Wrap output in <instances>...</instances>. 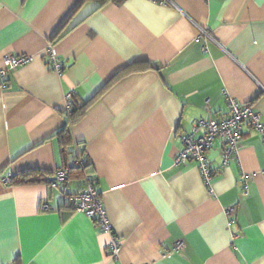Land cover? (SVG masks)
I'll return each mask as SVG.
<instances>
[{"label":"crops","instance_id":"crops-1","mask_svg":"<svg viewBox=\"0 0 264 264\" xmlns=\"http://www.w3.org/2000/svg\"><path fill=\"white\" fill-rule=\"evenodd\" d=\"M174 2L0 0V73L6 55L30 58L0 76V264H264L261 134L244 124L226 166L216 139L212 192L195 162L175 164L182 134L229 116L228 96L264 119V0ZM200 27L214 40L197 41ZM79 159L121 242L115 258L112 234L67 205L84 185ZM58 170L57 186L2 182Z\"/></svg>","mask_w":264,"mask_h":264},{"label":"built area","instance_id":"built-area-1","mask_svg":"<svg viewBox=\"0 0 264 264\" xmlns=\"http://www.w3.org/2000/svg\"><path fill=\"white\" fill-rule=\"evenodd\" d=\"M164 5H175L174 0H157ZM199 36L196 39L200 41L201 37H205L208 41L214 40L213 35L205 28H199ZM207 49V46L203 48ZM52 62L54 69L61 71L62 64L52 55ZM28 56H14L6 55L3 61V68L0 76L4 80L9 71L25 65L29 62ZM260 92L264 93V86L260 85ZM72 95H66V111L69 112L72 107ZM228 107L230 114L221 121L203 119L196 122L191 131L182 134L183 148L180 150L175 159L176 165H183L188 162H195L200 169L204 182L211 188L214 171L210 168L209 160L207 156L208 150L213 146L214 142L218 138L225 140V146L222 151L223 165H228L232 159H238L239 156V143L243 136L244 124H248L252 129L258 131L261 134V139L264 144V119L262 114L255 109L251 103H242L238 99L232 96H228ZM203 128V132L200 133ZM85 159L78 160L79 168H86L84 176V185L82 188L67 198V205L74 211L82 212L88 217L96 221L99 227L112 234V240L110 244V254L112 257H117L120 251L121 242L115 237L113 233V225L109 220L106 207L102 198L96 190V181L93 175L89 172L86 166ZM68 178L67 173L64 170H58L51 176L50 184L57 186L61 182H66ZM252 175L250 173L243 172L240 179V189L244 195L249 194V184ZM3 183L12 184L13 179L10 176L2 179ZM212 192V188L210 189ZM45 209H53L50 205L44 204ZM236 212L235 207H230L225 210L226 215L231 216ZM183 248L182 243L176 244L173 248L174 252L180 251Z\"/></svg>","mask_w":264,"mask_h":264},{"label":"trees","instance_id":"trees-1","mask_svg":"<svg viewBox=\"0 0 264 264\" xmlns=\"http://www.w3.org/2000/svg\"><path fill=\"white\" fill-rule=\"evenodd\" d=\"M100 1L106 2L107 0H100ZM72 101H73L72 107H71L70 111L67 112L69 118H71L78 109V107H76V101L73 98V96H72ZM86 166L88 167L87 164H86ZM81 169L82 168H79L81 174L83 175V171ZM83 170L86 171L87 169L83 168ZM33 175H35V176L32 178ZM43 176H44V174L40 173L38 171H30V172H24L21 175L15 176L14 178L12 177V179H13V182H15V183H28V182H39V181H46V182L50 183L51 177L49 176V177H46L44 179Z\"/></svg>","mask_w":264,"mask_h":264}]
</instances>
